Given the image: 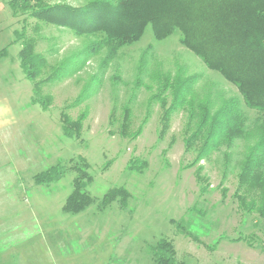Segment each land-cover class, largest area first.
Returning <instances> with one entry per match:
<instances>
[{"label":"rangeland","instance_id":"374dc122","mask_svg":"<svg viewBox=\"0 0 264 264\" xmlns=\"http://www.w3.org/2000/svg\"><path fill=\"white\" fill-rule=\"evenodd\" d=\"M94 1L46 0L73 7ZM24 25L50 64L39 79L56 66L67 70L37 88L18 55L16 31ZM37 25L0 0V264H155L153 247L162 238L173 242L175 264H264L261 195L248 194L239 183L260 139L256 120L264 113L248 108L231 82L182 44L178 29L159 39L148 25L140 39L111 55L107 46L92 49L99 40L94 35L43 23L36 32ZM187 94L202 107H187ZM235 98L249 134L203 158L198 155L205 136L186 152V138L203 125L211 133ZM62 110L72 120L83 116L81 136L67 133ZM165 113L169 125L163 131ZM80 156L90 164L86 190L94 200L69 213L63 205L76 175L70 160ZM59 162L67 167L60 180L35 182L37 173ZM115 187L130 193L127 209L116 200L100 210ZM240 236L245 240H235Z\"/></svg>","mask_w":264,"mask_h":264},{"label":"trees","instance_id":"16d2710c","mask_svg":"<svg viewBox=\"0 0 264 264\" xmlns=\"http://www.w3.org/2000/svg\"><path fill=\"white\" fill-rule=\"evenodd\" d=\"M9 2L15 16L23 13L37 20L36 32L41 29L43 23L68 28L79 35L91 34L99 38L97 47L92 49L100 51L107 46L111 55L120 47L140 39L148 25H152L159 39L178 29L182 44L190 48L209 69L220 72L231 82L248 108L264 113V0H99L85 7L51 4L46 0ZM26 27L27 25H24L21 32L16 31V41H21L18 55L25 75L37 88L45 80L50 81L57 73L67 70L56 66L45 79H39L49 70L50 64L46 54L37 50L38 37L26 35ZM185 97L187 107H192L193 110L202 107V102L195 99L191 101L188 94L183 98ZM63 110L60 119L67 133L71 136H81L83 116L72 120ZM221 116H226L225 121L215 119L211 124V133L210 125L199 126L195 133H191V127L188 125L191 135L185 140V151L195 150L205 136V147L198 155L203 158L225 142L231 143L234 138L249 134L246 130L248 118L237 98L226 103ZM162 123L164 131L169 125L168 113L163 114ZM126 126L127 123L121 127L124 134L127 132ZM256 127L260 132V139L254 147L255 151L244 161L239 183L240 186L246 185L248 194L258 195L260 192L259 214L264 217V117H258ZM135 133L137 137L139 134L137 131ZM259 150L262 153L255 154ZM70 162V168L76 175L73 179V190L66 198L63 210L80 213L94 200L86 190L92 180L88 172L90 164L82 156L79 160L73 158ZM139 167L141 166L137 165V170L142 171ZM66 168L59 162L37 173L35 182L49 184L60 180ZM200 169L196 168L197 179L201 187L206 188ZM129 197L130 193L125 187H115L104 195L99 209L104 210L117 200L120 208L125 210ZM239 201L245 206V199ZM180 228L185 231L183 226ZM243 239L245 240L240 236L235 240ZM193 240L201 242L198 237H193ZM153 258L155 264H175L177 251L173 242L166 238L160 239L153 247Z\"/></svg>","mask_w":264,"mask_h":264}]
</instances>
